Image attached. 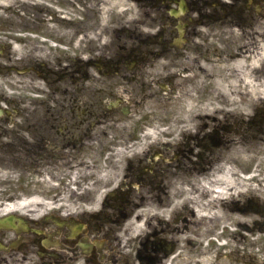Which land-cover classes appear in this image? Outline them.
I'll use <instances>...</instances> for the list:
<instances>
[{"label":"flooded vegetation","instance_id":"af4514ba","mask_svg":"<svg viewBox=\"0 0 264 264\" xmlns=\"http://www.w3.org/2000/svg\"><path fill=\"white\" fill-rule=\"evenodd\" d=\"M13 46L26 51L0 55V171L23 190L69 180L68 161L81 172L48 211L9 212L30 202L3 184L0 264H264V105L146 114L184 58L203 73L264 58V0H0ZM205 118L223 121L197 131Z\"/></svg>","mask_w":264,"mask_h":264},{"label":"bare ground","instance_id":"6f19581e","mask_svg":"<svg viewBox=\"0 0 264 264\" xmlns=\"http://www.w3.org/2000/svg\"><path fill=\"white\" fill-rule=\"evenodd\" d=\"M244 81L247 83V86L249 87V90H248V95L250 96V98L246 101L249 104L251 103H254L255 100L257 99V96L258 95H261L260 98L262 96H264V88L260 89V88H256V85H254L253 81H251L250 78L248 77H244ZM237 82L236 79H232V84L235 85ZM217 83H219L220 87L222 86V84L220 83V81H218ZM252 86L254 87V89H252ZM221 91H222V87L220 88ZM217 98V95H213V94H210L207 96V99H203V96L202 95H195V96H191L189 97L188 101H187V104L189 105H195L197 103H200L202 102L203 100V103L205 101H207V105L210 106V105H215L214 101L216 100ZM235 97H234V92L230 93L227 97H226V100L229 102V103H233L235 102ZM237 101H238V96H237ZM207 109V108H206Z\"/></svg>","mask_w":264,"mask_h":264},{"label":"rangeland","instance_id":"374dc122","mask_svg":"<svg viewBox=\"0 0 264 264\" xmlns=\"http://www.w3.org/2000/svg\"><path fill=\"white\" fill-rule=\"evenodd\" d=\"M2 182H0V184H1Z\"/></svg>","mask_w":264,"mask_h":264}]
</instances>
